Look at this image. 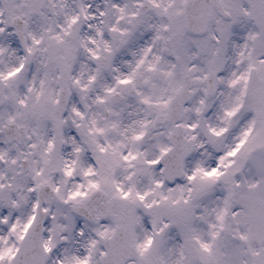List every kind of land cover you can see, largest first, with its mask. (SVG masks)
Returning a JSON list of instances; mask_svg holds the SVG:
<instances>
[{"label": "snow or ice", "instance_id": "obj_1", "mask_svg": "<svg viewBox=\"0 0 264 264\" xmlns=\"http://www.w3.org/2000/svg\"><path fill=\"white\" fill-rule=\"evenodd\" d=\"M0 264H264V0H0Z\"/></svg>", "mask_w": 264, "mask_h": 264}]
</instances>
